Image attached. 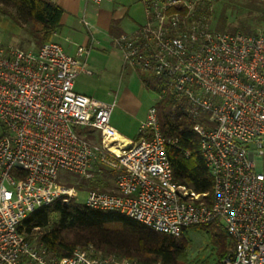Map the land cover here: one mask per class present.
<instances>
[{
  "label": "built area",
  "instance_id": "1",
  "mask_svg": "<svg viewBox=\"0 0 264 264\" xmlns=\"http://www.w3.org/2000/svg\"><path fill=\"white\" fill-rule=\"evenodd\" d=\"M143 1L146 21L114 43L125 66L159 79L160 100L186 101L214 177L212 203L175 178L167 145L178 138L163 133L157 103L126 145L111 122L115 102L76 91L77 77L93 73L91 47L73 55L54 40L36 49L0 41V264H141L93 244L60 256L20 231L39 207L81 197L175 236L218 219L235 241L220 264H264V33L213 28L228 0ZM61 170L86 178L111 171L115 187L83 197L73 179L61 182Z\"/></svg>",
  "mask_w": 264,
  "mask_h": 264
},
{
  "label": "trees",
  "instance_id": "2",
  "mask_svg": "<svg viewBox=\"0 0 264 264\" xmlns=\"http://www.w3.org/2000/svg\"><path fill=\"white\" fill-rule=\"evenodd\" d=\"M0 13L9 16L25 31L28 40L39 48L62 29L64 9L53 0H0ZM223 15L219 30L259 33L245 21L228 25ZM143 80L149 88L160 91L156 77L146 74ZM183 106L181 98L170 94H165L157 103L163 133L178 138L176 143L167 145L173 173L180 184L197 193H207L206 202L211 204L214 177L203 156L201 137L194 128L195 121L183 111ZM90 184L104 189L108 185L104 179L90 181ZM85 186L84 179L77 184L81 191ZM200 226L217 248L221 262L223 257L232 252L234 239L218 219ZM191 227L183 228L181 234L175 236L158 231L118 210L88 207L79 198L69 202L57 199L39 207L23 220L19 228L29 240L38 235L40 242L49 251L60 256L72 255L77 246L88 247L93 244L102 255L115 254L122 259L137 260L141 264H189Z\"/></svg>",
  "mask_w": 264,
  "mask_h": 264
},
{
  "label": "crops",
  "instance_id": "3",
  "mask_svg": "<svg viewBox=\"0 0 264 264\" xmlns=\"http://www.w3.org/2000/svg\"><path fill=\"white\" fill-rule=\"evenodd\" d=\"M53 1L64 9V13L61 18L62 29L55 33L51 40L59 42L67 52L73 55L79 45L91 47L88 61L93 73H81L77 77L75 82L76 91L103 101L115 102L111 122L122 137L130 142H135L140 136V123L147 116V112L145 114L141 112L142 95L140 92L138 93L140 85L135 75L138 76V79H141L142 88L149 89L143 80V76L150 73H141L125 66L122 51L115 45L114 39L122 33L134 31L138 25L146 21L145 13L142 20L129 18L130 24H123V20L129 14L132 6H138L142 3V0H114L101 3L89 0ZM1 15L3 16V14ZM4 16L7 19L1 17V20L10 28L13 35H18L15 42L8 43L19 45L26 38L28 40L25 31L9 16ZM85 19L89 20L90 25L85 23ZM20 37L23 39L21 43H19ZM29 43L31 44L30 47L25 48L23 45L21 47L36 49L34 44L32 45L30 41ZM151 76L155 77L152 74ZM102 81L111 88L104 87L101 84ZM154 91L156 92V90ZM103 95L105 98L102 97ZM118 106L123 110L121 113L123 115L121 119L114 122L113 116ZM2 128L0 129V137L4 134V128ZM90 137L94 140H100V135L96 132L90 133Z\"/></svg>",
  "mask_w": 264,
  "mask_h": 264
},
{
  "label": "rangeland",
  "instance_id": "4",
  "mask_svg": "<svg viewBox=\"0 0 264 264\" xmlns=\"http://www.w3.org/2000/svg\"><path fill=\"white\" fill-rule=\"evenodd\" d=\"M225 4H227L226 9H225ZM225 4L222 3L218 7L219 13L217 14L216 18L213 19L212 22L213 28L216 29L219 28V25H221V17L224 14L226 16L225 19L226 24L228 25H235L237 23H240V21H245L249 26L254 28L257 32H262V33L264 32V0H228V2H226ZM222 10H224V12H222ZM144 16H145V8H144V1L142 0V3L139 4L138 6H132V8L129 11V14L123 20V24L124 25L130 24L129 18L130 19L139 18L142 20ZM1 17L7 19L4 15L2 16L0 14V41L6 43L11 41L15 42L18 35H13V32L10 30V28L7 27L5 22L1 20ZM22 37L19 38L20 39L19 43L23 41ZM19 45L20 46L23 45V47L25 48L31 46L27 38ZM135 78L137 79L140 85V90L138 91V93L140 92L142 95L141 112L142 114H145L146 112L148 113V109L150 108V106L160 101V98L157 92H155L153 89L142 88L141 79H138V76L136 75ZM101 84L107 89L111 88L107 83H103V81ZM105 96L107 97V95ZM102 97L105 98L104 95ZM181 99L184 102H186L184 98ZM122 111L123 110L121 109L120 106L116 108L113 116L114 122L117 121V119H121L123 115V114L121 115ZM1 128L2 125H0V129ZM76 129L84 134L92 130L91 127L83 126V125L76 126ZM3 133H4V129H3ZM260 160L261 159L258 158V162L262 163ZM110 173L112 174V176ZM69 174H71L72 176L70 177ZM60 175H61V182H65L64 181L65 178H71L74 180V183H81V181L84 179L86 186L84 187V190H82L81 192V195L83 197L86 195L85 190L87 191L89 188L95 187L90 184V181L93 180L95 181L96 179H104V181H106V183L108 184L107 187H105L106 189L113 190L115 187L112 172H108V174L107 173H101L99 175L97 174L93 178H86L76 173L68 172L66 170H61ZM95 188H100V187H95ZM200 225H195L189 229V240H190V246L188 250L189 264H220L217 248H215L214 245L210 242L207 232Z\"/></svg>",
  "mask_w": 264,
  "mask_h": 264
},
{
  "label": "bare ground",
  "instance_id": "5",
  "mask_svg": "<svg viewBox=\"0 0 264 264\" xmlns=\"http://www.w3.org/2000/svg\"><path fill=\"white\" fill-rule=\"evenodd\" d=\"M117 137L120 138V139H122L125 142L126 145H129L130 144V141L127 140V139H125L124 137H122L119 133L117 134Z\"/></svg>",
  "mask_w": 264,
  "mask_h": 264
}]
</instances>
